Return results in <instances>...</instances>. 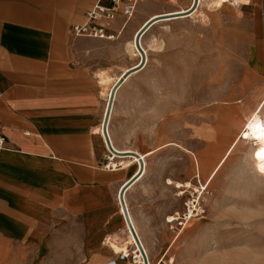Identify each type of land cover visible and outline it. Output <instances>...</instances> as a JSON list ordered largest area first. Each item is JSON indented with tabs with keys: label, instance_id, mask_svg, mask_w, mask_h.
I'll list each match as a JSON object with an SVG mask.
<instances>
[{
	"label": "crops",
	"instance_id": "obj_1",
	"mask_svg": "<svg viewBox=\"0 0 264 264\" xmlns=\"http://www.w3.org/2000/svg\"><path fill=\"white\" fill-rule=\"evenodd\" d=\"M98 1L0 0V264H129L108 240L125 234L118 193L138 166L124 167L132 156L112 153L115 168L107 167L109 151L99 129L115 81L102 77L121 78L139 63L133 44L149 20L186 12L194 0H141L130 19L119 13L95 22L114 38L73 35L72 26L86 22ZM211 1L202 0L187 16L152 23L140 38L148 60L160 27L193 17L204 5L217 10L228 0L220 7ZM243 5L264 22V0ZM145 69L132 71L117 95ZM132 123L130 116H112L108 131L117 150L139 153L127 142L139 136ZM135 212L153 264H167L172 227L162 212Z\"/></svg>",
	"mask_w": 264,
	"mask_h": 264
},
{
	"label": "rangeland",
	"instance_id": "obj_2",
	"mask_svg": "<svg viewBox=\"0 0 264 264\" xmlns=\"http://www.w3.org/2000/svg\"><path fill=\"white\" fill-rule=\"evenodd\" d=\"M243 3L204 5L160 27L144 73L114 101L113 118L130 116L139 129L131 147L155 150L128 198L132 210L162 212L177 226L167 264H264V152L240 138L253 112L264 110V22ZM185 181L193 187L181 194ZM200 181L205 212L181 225L168 219L182 214Z\"/></svg>",
	"mask_w": 264,
	"mask_h": 264
},
{
	"label": "bare ground",
	"instance_id": "obj_3",
	"mask_svg": "<svg viewBox=\"0 0 264 264\" xmlns=\"http://www.w3.org/2000/svg\"><path fill=\"white\" fill-rule=\"evenodd\" d=\"M232 5H240L242 1L244 0H228ZM202 3V0H199V4ZM198 4V6H199ZM223 4V0H216V1H211L210 2V5L211 6H214V7H220L222 6ZM197 6V8H198ZM196 8V9H197ZM195 9V10H196ZM194 10V11H195ZM192 11V12H194ZM187 12V11H186ZM190 13H192L191 11H189ZM182 13H185V12H182ZM190 13H186V15H182V16H187L189 15ZM181 14V13H180ZM175 15V14H174ZM174 15H170V16H174ZM178 17V16H177ZM160 18V17H159ZM195 20V19H194ZM135 41H136V38H135ZM141 41V40H140ZM134 47H135V43L133 44ZM144 49V48H143ZM138 52V51H137ZM146 53V52H145ZM147 56V55H146ZM148 60V58H147ZM147 60H146V64H147ZM139 63H140V60H139ZM139 63H137L135 66H133L132 68H138L137 66L139 65ZM145 64V66H146ZM132 68L129 70L131 71ZM143 68V67H142ZM141 69V68H140ZM137 70V69H136ZM127 71V72H129ZM124 76V75H123ZM122 76V77H123ZM121 78H115L114 79V83L112 85V87L109 89L108 91V103H109V100L111 98V94H112V90H113V87L114 85L122 79ZM109 78H111L110 76H103L102 77V81H105V80H108ZM119 89V88H118ZM117 89V91H118ZM117 91H116V94H115V97H114V101H116V98H117ZM220 96V95H219ZM217 99V97H216ZM108 107V106H107ZM114 107H115V104L113 102V107H112V111H111V116H110V120H109V124L111 122V119H112V116H113V113H114ZM264 109V107H263ZM237 116V115H236ZM217 119V117H216ZM246 119V118H245ZM218 120V119H217ZM109 124H108V127H109ZM101 130L100 132H103V123L101 124L100 126V129ZM109 130V128H108ZM242 134H241V139L243 141H251L253 143V145H255L261 152H264V110H262V108H258L256 111L253 112V114L251 115V117L245 122V124L243 125L242 127ZM98 132V131H97ZM99 134H102V133H99ZM220 134V133H219ZM218 134V135H219ZM221 135V134H220ZM103 136V135H102ZM219 137V136H218ZM105 138V137H104ZM220 138V137H219ZM111 139V138H110ZM105 141V139H104ZM112 142V141H111ZM170 144H174L173 142H170ZM112 145L113 147L115 146L112 142ZM180 145V144H179ZM107 147V146H106ZM174 147V146H173ZM176 147V146H175ZM179 147V146H178ZM177 147V148H178ZM115 148V147H114ZM116 149V148H115ZM117 150V149H116ZM119 151V150H118ZM133 150H131L130 148H126L122 151H119L120 153L122 154H119V155H131L130 153L132 152ZM113 153V152H112ZM155 153V150H150V151H146V152H142L139 150V155L142 157V159L144 160V171H143V174L142 176L137 180V183L130 187L126 192H125V195H124V199H125V202H126V206H127V209H128V212H129V216H130V219L133 223V226L136 230V232L138 233V236L140 237L141 241H142V238H141V235L139 233V226H138V223H137V220L135 218V213L133 212V210L131 209V206H130V202H129V193L132 191V189L137 185L139 184L144 178L145 176L147 175L148 173V157L151 156L152 154ZM115 154V153H113ZM113 154L111 155L112 158H113ZM116 155V154H115ZM132 156V155H131ZM112 161V160H111ZM110 161V166H114L112 165ZM196 162V161H195ZM123 164H124V167H132L134 165H137L138 166V169H139V164H140V160L138 157L136 156H132V158H129V159H126L123 161ZM213 165V164H212ZM138 169L136 170L135 174L138 172ZM134 174V175H135ZM132 178V176L130 177ZM127 179L122 185L121 187H123L125 184L128 183V181L130 180ZM169 183H172L171 179H168L167 180ZM120 187V190H119V193H118V204H119V207H120V212L121 214H123L124 216V219H125V236L124 237H112V238H109L108 240V245L109 247L111 248V250L115 253V254H123L125 252H133L134 255H135V258L136 260L138 259L142 264H145V260H144V256L141 252V250L139 249V246L136 242V239L130 229V226L126 220V217H125V214H124V210H123V207L121 205V202H120V199H119V195H120V191H121V188ZM178 187H182V184L179 185ZM191 188V187H190ZM184 191H185V188H184ZM199 191V190H198ZM183 192V191H182ZM181 192V193H182ZM183 194V193H182ZM168 219H171V220H176V217L175 216H171L170 218ZM143 243V241H142ZM143 246H144V249L147 253V256H148V260H149V264H151V259L148 255V251L143 243ZM125 255V254H124ZM137 260V262L139 263V261ZM140 264V263H139Z\"/></svg>",
	"mask_w": 264,
	"mask_h": 264
},
{
	"label": "built area",
	"instance_id": "obj_4",
	"mask_svg": "<svg viewBox=\"0 0 264 264\" xmlns=\"http://www.w3.org/2000/svg\"><path fill=\"white\" fill-rule=\"evenodd\" d=\"M108 1H109L108 4H103L102 0H99L88 11L86 22H84L83 24H76L72 26L71 33L75 36H94V37H102V38H114L113 35H109V36L106 35L105 28L98 26L97 24H95V22L107 21L109 19L114 18L119 13H122L123 15L126 16L127 19H130L136 13L141 0H108ZM140 45H141V41H140ZM135 48L139 52L140 61H141L142 55L139 49L137 48L136 42H135ZM102 133L104 135V132ZM108 134H109V131H108ZM3 142H4V138L0 140V143L3 144ZM106 146L109 151V155H108L109 162L107 163V167L110 168L111 167L110 161L112 160V156H111L112 151L110 150L107 141H106ZM112 168H115V166H112ZM191 188H185V189H191ZM206 188H207V183L203 184L201 181L199 185L196 186V188H193L192 192L194 194V197L188 198V200L185 201V210L182 212V214L180 212H176V214H172L173 216L176 217V220L174 222H179V224L181 225V224H184V222L189 221L190 219L195 218L197 216H200L203 214V212H205V209L201 205L200 200L203 196V192H201V190L205 191ZM186 191L188 190H185V192ZM170 226L174 230L177 229V226L173 224V222H170ZM142 246H143V243H142ZM121 257L124 259V258H127L128 256H125L122 254ZM133 258H134V261L136 262L134 255H133ZM173 263H174L173 258L169 259V264H173ZM109 264H116V263L110 262Z\"/></svg>",
	"mask_w": 264,
	"mask_h": 264
},
{
	"label": "water",
	"instance_id": "obj_5",
	"mask_svg": "<svg viewBox=\"0 0 264 264\" xmlns=\"http://www.w3.org/2000/svg\"><path fill=\"white\" fill-rule=\"evenodd\" d=\"M199 4V0H194L193 4L191 5V7L189 9H187V12L185 13H181V14H175L174 16L172 17H177V16H182V15H186V13H190L189 11H194L197 6ZM166 17H171V16H160V18H166ZM159 18H153L151 20H149L138 32L137 36H136V45H137V48L139 49V51L141 52V61L139 63V65L137 66L138 68H132L131 71L129 72H126L124 74V76L122 77L121 80H119L113 87V90H112V94H111V98L109 100V103H108V107H107V112H106V116H105V120L103 122V132H104V135H105V138H106V141L108 143V146L110 148V150L119 155V154H122L120 153L118 150H116L113 145H112V142H111V139H110V136L108 134V124H109V120H110V116H111V111H112V107H113V102H114V97H115V94H116V91L117 89L121 86V84L123 83L124 79L134 70L136 69H140L142 67L145 66L146 64V60H147V56H146V53L144 52V50L142 49L141 45H140V38L142 36V34L149 28V26L154 23L156 20H158ZM132 156H136L139 158L140 160V165H139V169H138V172L132 176V178H130V180L128 181L127 184H125L121 191H120V195H119V199H120V202H121V205L123 207V210H124V214H125V217H126V220L130 226V229L136 239V242L139 246V249L141 250L143 256H144V260H145V264H149L148 262V257L146 255V252L142 246V243L139 239V236L133 226V223L130 219V216H129V212H128V209H127V206H126V202H125V199H124V195H125V192L142 176L143 174V171H144V160L142 159V157L136 152V151H132L130 153Z\"/></svg>",
	"mask_w": 264,
	"mask_h": 264
},
{
	"label": "clouds",
	"instance_id": "obj_6",
	"mask_svg": "<svg viewBox=\"0 0 264 264\" xmlns=\"http://www.w3.org/2000/svg\"><path fill=\"white\" fill-rule=\"evenodd\" d=\"M161 119L163 118V117H160ZM138 129H133V131L135 132V131H137ZM148 131H154V128L153 129H149Z\"/></svg>",
	"mask_w": 264,
	"mask_h": 264
},
{
	"label": "snow or ice",
	"instance_id": "obj_7",
	"mask_svg": "<svg viewBox=\"0 0 264 264\" xmlns=\"http://www.w3.org/2000/svg\"><path fill=\"white\" fill-rule=\"evenodd\" d=\"M262 170H264V166H262Z\"/></svg>",
	"mask_w": 264,
	"mask_h": 264
}]
</instances>
